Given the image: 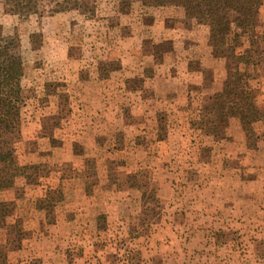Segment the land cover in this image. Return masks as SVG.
Masks as SVG:
<instances>
[{
	"label": "rangeland",
	"instance_id": "1",
	"mask_svg": "<svg viewBox=\"0 0 264 264\" xmlns=\"http://www.w3.org/2000/svg\"><path fill=\"white\" fill-rule=\"evenodd\" d=\"M260 21L259 29L264 34V2ZM0 25L5 34H17L22 45L25 101L22 107V135L15 140L16 179L20 180L27 174L31 182L40 177L44 181L46 174L57 167L71 170L69 174L76 173L83 144L78 139H62L65 132L76 133L77 130L73 125L77 126L81 103L75 92L81 87L93 86L90 80L94 76L106 77L112 70L119 71L124 65L121 60L128 47H133V55H153L158 62L165 59L169 62L176 55L188 57L195 53L197 56L202 52L210 53L205 69L208 85L213 74H217L223 75L224 87L233 63L231 48L237 45L236 50L239 51L250 46L247 41L243 44L230 39L222 47H213L208 42L209 47L205 51L200 41L205 37L209 40V27L186 17L181 5L170 2L160 4L154 0H16L15 3L0 0ZM177 26L183 30V33L180 30L181 37L177 38L179 41L174 40L171 32V28ZM259 45V52H252L256 64L247 65V71L257 105L264 109V42ZM259 45L255 44L254 47ZM208 109L213 113L208 115L213 125L206 130L235 140L237 144L230 143L229 148L244 151L240 153L241 157L233 158L235 164L264 168V123L244 128L233 116L217 114L214 97L213 103L207 104ZM70 120L76 122L69 124ZM206 146L201 149L205 162L211 156V149ZM118 147L120 145L114 146L113 150ZM109 161V180L118 188L127 183L134 187L129 191L121 190L122 194L129 192V197L135 202L128 206L90 204L86 206L87 210L81 206L78 210L76 207L69 210L72 216L77 213L82 215L80 213L86 211L95 213L98 219L93 222L56 223L54 215L67 209L60 204L54 205V201H60L63 196L58 187L46 198L47 201L38 202L37 210L47 214L45 221L36 226L42 233L38 237L33 234V231H37L34 223L25 219L27 214L17 210V200H21L24 191L6 195L0 192V216L3 218L0 223V244L6 248L0 252V264H11V258H8L10 250L36 242H40V246L51 245L59 250L54 256V264H145L146 260L155 259V256L144 252L151 249L149 238L161 214L164 211L167 213L169 208L157 201L158 175L144 172L132 176L127 170L120 171L114 165V159ZM90 165L94 163L90 162ZM187 165L192 168L184 176L198 179L199 175L192 170L198 169L199 163L191 161ZM256 172L248 171L247 174L254 176ZM94 176L88 174V185L98 182V176ZM146 181L149 182L147 185L144 184ZM103 193L106 194L105 191ZM15 195H18L17 200H14ZM259 197V222L255 224L259 223L263 229L254 238L259 240L257 247L250 251L248 242L253 239L249 235L239 237L238 241L230 237L225 241L235 246L234 264H264V192L260 191ZM33 208L35 205L28 203L25 210L31 211ZM54 226L55 230H51ZM50 261H53L51 257L47 263L51 264Z\"/></svg>",
	"mask_w": 264,
	"mask_h": 264
},
{
	"label": "crops",
	"instance_id": "2",
	"mask_svg": "<svg viewBox=\"0 0 264 264\" xmlns=\"http://www.w3.org/2000/svg\"><path fill=\"white\" fill-rule=\"evenodd\" d=\"M171 29L174 40L181 37L183 30L179 26ZM207 43L206 37L200 41L205 51ZM132 50L133 47L125 50L121 60L124 65L119 71L112 70L106 77L94 76L90 80L93 86L75 92L81 103L77 126L73 125L77 130L65 132L62 139H78L83 144L76 173L57 167L46 174L44 181L40 177L34 182L25 174L16 179L13 187L0 192L6 195L24 191L21 200H17L18 195L14 197L17 210L27 214L25 219L34 223L37 231L33 234L38 237L42 233L36 226L47 216L37 210L38 202L45 201L58 187L63 196L54 205L69 209L54 215L56 223L93 222L98 219L95 213L72 216L69 210H78L79 206L84 209L90 204L128 206L135 202L129 192L122 194L121 190L134 187L127 183L118 188L109 180V159H114L120 171L127 170L132 176L157 174V201L169 207L167 213L163 209L149 238L151 249L144 252L155 259L145 264H170V260L172 264H234V244L226 239L238 241L249 235L253 239L248 240L250 251L259 243L254 238L263 228L255 222H259L264 168L238 166L233 158L241 157L244 151L229 148L236 141L206 130L213 125L208 118L213 113L207 110V104L213 103L214 95L222 90L223 75L213 74L208 85L205 69L210 53L203 50L198 56L176 55L169 62H158L153 55L135 56ZM75 122L70 120L69 124ZM117 145L120 147L113 150ZM206 145L211 149L207 162L201 152ZM191 161L199 163V168L192 170L198 179L184 176L192 168L187 165ZM248 171L258 172L248 176ZM88 174L98 176L100 181L88 185ZM28 203L35 208L26 211ZM39 243L10 250L11 264H48L50 257L54 264L59 250Z\"/></svg>",
	"mask_w": 264,
	"mask_h": 264
},
{
	"label": "trees",
	"instance_id": "3",
	"mask_svg": "<svg viewBox=\"0 0 264 264\" xmlns=\"http://www.w3.org/2000/svg\"><path fill=\"white\" fill-rule=\"evenodd\" d=\"M154 1L181 5L186 17L207 25L208 42L213 47L225 46L230 39L243 44L249 42L250 46L245 50L237 51V45L231 48L233 63L223 89L214 95V109L222 116H233L244 128L264 123V109L257 105L255 90L247 71V65L256 64L252 52H259V44L264 42V34L259 29L264 0ZM255 44L259 47H254ZM24 75L21 40L17 34H5L0 25V191L12 187L16 182L15 140L22 135L24 122ZM1 219L0 216V223ZM5 250L4 244H0V252Z\"/></svg>",
	"mask_w": 264,
	"mask_h": 264
}]
</instances>
